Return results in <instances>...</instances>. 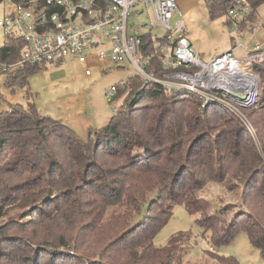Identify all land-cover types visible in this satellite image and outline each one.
<instances>
[{"label":"trees","instance_id":"16d2710c","mask_svg":"<svg viewBox=\"0 0 264 264\" xmlns=\"http://www.w3.org/2000/svg\"><path fill=\"white\" fill-rule=\"evenodd\" d=\"M263 1L250 4L255 10ZM144 40L151 55L154 43L149 36ZM24 47L10 37L0 46V61L19 62ZM154 60L161 76L162 66ZM38 70L27 63L0 75L9 88H26ZM256 71L258 101L241 111L259 133V147L228 109L204 108L197 95L145 85L138 76L117 85L119 111L87 139L41 114L30 94L25 105L0 112V264H107L90 258L93 243L134 225L144 205L139 197L157 186L172 204L164 221L174 206H185L190 214H201L198 223L211 233L214 247L231 244L245 231L264 258V65ZM210 183L225 184L239 196L240 212L228 223L222 220L226 210L210 215L199 197ZM156 232L128 248L120 264H175L182 239L160 247ZM123 239L108 248L116 249ZM218 259L238 264L231 257Z\"/></svg>","mask_w":264,"mask_h":264},{"label":"built area","instance_id":"2783aa9c","mask_svg":"<svg viewBox=\"0 0 264 264\" xmlns=\"http://www.w3.org/2000/svg\"><path fill=\"white\" fill-rule=\"evenodd\" d=\"M222 1L228 5L232 28L238 29L254 12L250 0ZM14 6L11 14L0 18V46L15 37L25 47L19 62L0 61L1 74L27 63L39 69L67 60L92 61V65L108 61L118 68L129 63L145 85L197 95L204 108L218 104L241 113L258 101L261 77L256 68L264 65V43L254 46L245 58L226 53L205 62L183 23H173L180 14L178 0H31ZM139 17L146 21L132 23ZM158 29L162 33L154 34ZM145 36L154 43L151 55ZM154 59L162 66L161 76L154 69ZM86 75H92L89 68ZM117 90V85L111 87L112 101Z\"/></svg>","mask_w":264,"mask_h":264},{"label":"rangeland","instance_id":"374dc122","mask_svg":"<svg viewBox=\"0 0 264 264\" xmlns=\"http://www.w3.org/2000/svg\"><path fill=\"white\" fill-rule=\"evenodd\" d=\"M178 4L180 14L173 23H183L189 39L205 62L226 53L245 58L254 46L264 43V1L256 6L253 15L246 18L238 29L232 28L229 23L228 5L222 0H178ZM14 10L15 6L10 1L0 3V18ZM143 21L146 18L139 17L132 23L139 25ZM161 33L159 29L154 31L156 35ZM87 68L91 70V76L86 75ZM4 75H0V112L11 106L25 105L30 94L41 114L64 123L87 139L90 132L102 130L108 124L115 108L119 111L121 100L108 98L111 87L134 77L135 71L129 63L118 68L108 61L92 65V61L83 64L67 60L40 68L29 77L26 88L14 89L6 85ZM233 115L248 127L259 147V133L246 114L241 111ZM199 197L209 206L207 213L210 215L216 217L220 210H226L222 216L226 223L240 212L238 194L231 192L225 184L210 183L199 192ZM139 198L144 205L134 225L115 228L109 233V238L94 241L90 258L107 264H120L128 248L157 231L154 242L160 247L168 245L177 236L182 239L175 264H223L218 257L234 258L238 264H264L261 252L252 247L245 231L240 232L231 244L214 247L211 233L205 234L198 223L200 213L190 214L185 206L176 205L164 221L172 204L166 200V194L159 186L146 190ZM113 214L111 210L106 218ZM70 235L66 233V236ZM118 238L126 239L116 249H109L108 244Z\"/></svg>","mask_w":264,"mask_h":264}]
</instances>
